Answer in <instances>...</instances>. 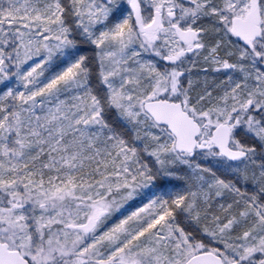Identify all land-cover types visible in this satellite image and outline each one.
<instances>
[{"label": "snow or ice", "instance_id": "6c2138e0", "mask_svg": "<svg viewBox=\"0 0 264 264\" xmlns=\"http://www.w3.org/2000/svg\"><path fill=\"white\" fill-rule=\"evenodd\" d=\"M0 264H264V0H0Z\"/></svg>", "mask_w": 264, "mask_h": 264}]
</instances>
